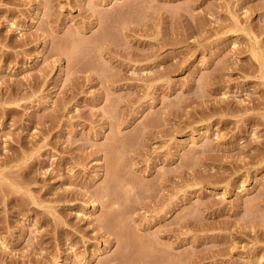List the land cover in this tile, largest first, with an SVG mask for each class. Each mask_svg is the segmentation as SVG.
Here are the masks:
<instances>
[{
    "label": "rangeland",
    "instance_id": "374dc122",
    "mask_svg": "<svg viewBox=\"0 0 264 264\" xmlns=\"http://www.w3.org/2000/svg\"><path fill=\"white\" fill-rule=\"evenodd\" d=\"M0 264H264V0H0Z\"/></svg>",
    "mask_w": 264,
    "mask_h": 264
}]
</instances>
